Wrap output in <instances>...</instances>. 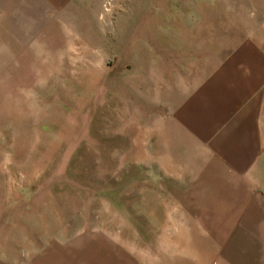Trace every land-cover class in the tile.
Returning <instances> with one entry per match:
<instances>
[{
    "label": "rangeland",
    "instance_id": "1",
    "mask_svg": "<svg viewBox=\"0 0 264 264\" xmlns=\"http://www.w3.org/2000/svg\"><path fill=\"white\" fill-rule=\"evenodd\" d=\"M71 4L49 14L56 38L0 54V264L75 257L96 236L142 262L224 264L235 232L264 257V173L231 170L230 225L212 196L219 146L246 133L237 75L262 89L264 0Z\"/></svg>",
    "mask_w": 264,
    "mask_h": 264
},
{
    "label": "crops",
    "instance_id": "2",
    "mask_svg": "<svg viewBox=\"0 0 264 264\" xmlns=\"http://www.w3.org/2000/svg\"><path fill=\"white\" fill-rule=\"evenodd\" d=\"M74 1V0H73ZM65 4L66 7H73L71 4L72 0H0V54H13L22 53V49L18 46H25L28 44H44L45 41H50L57 36L58 30L57 25L54 24L56 21H60L57 16H50L49 14L55 9V5L60 3ZM59 12H57L58 14ZM69 13V9H68ZM67 14V13H66ZM66 16V15H65ZM69 16V15H68ZM66 17V20L68 19ZM48 18V19H46ZM46 21L48 22L46 25ZM46 25V26H45ZM14 47H16L14 49ZM256 55V59L261 62V76L258 79L261 83L262 89L258 92L253 90H246L249 85L248 74L249 70H242L236 77L234 82V90L230 95V102L233 104L232 107L236 110H240L239 120L243 131L240 134L236 133L229 138L228 146L229 149L220 147L217 150L220 154L219 157L223 160L224 173L220 175V179L214 182V188L216 189L212 196H215L214 202V217L219 221L228 222L236 220L238 210L235 209L237 204L234 201L233 206L228 199L231 197L230 192L232 185L235 183L236 176L232 174L234 172L242 173H253L262 172L264 173V155L261 153L257 154V151H261V141L264 140V127H260V134L256 136L255 123H249V113L252 115L254 122H256L255 115L261 117L260 124H264V114L262 108H260L264 101V51L261 53H253ZM253 81V78H252ZM242 83V84H241ZM244 87V89H239ZM252 92V93H251ZM251 94V95H250ZM252 94L254 96H252ZM233 97V98H232ZM253 124V126L249 125ZM253 127V128H252ZM253 132V133H252ZM251 142V143H248ZM254 157L257 159L254 161ZM259 161V163H258ZM261 163V164H260ZM260 167L257 169V167ZM233 176H232V175ZM230 189V190H229ZM233 191V190H231ZM235 193V192H234ZM235 196V195H234ZM252 204L249 203L246 211L247 217H252L253 210ZM216 215V216H215ZM242 218V216H240ZM244 221V220H242ZM225 236V235H224ZM227 239L222 244H218L217 249L221 251L225 259L228 260V264H264L262 259L264 257H257L251 248H246L245 240H238V235L229 234ZM224 241V240H223ZM244 241V242H243ZM243 248L245 251H243ZM245 253V254H243ZM61 257L60 260L44 261L43 264H157L161 262L148 261L142 262L134 259L136 257L132 250L122 244H115L107 240H103L100 236L93 238L92 243L86 246L85 250L81 249L76 253V256ZM76 258V259H75ZM252 260V261H248ZM226 260V261H227ZM226 261L223 263L226 264Z\"/></svg>",
    "mask_w": 264,
    "mask_h": 264
}]
</instances>
